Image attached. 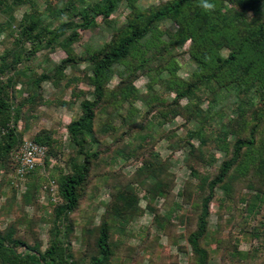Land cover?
Here are the masks:
<instances>
[{
    "label": "rangeland",
    "instance_id": "1",
    "mask_svg": "<svg viewBox=\"0 0 264 264\" xmlns=\"http://www.w3.org/2000/svg\"><path fill=\"white\" fill-rule=\"evenodd\" d=\"M68 1L33 0L42 22L51 30L65 22H82L80 16L71 19L67 13L59 17L51 14V9L64 8ZM71 1L78 3L76 10H80L96 0ZM170 1L137 0L135 5L149 11ZM200 4L188 7L182 20L196 19ZM31 11L29 4L11 3L0 10V64L3 58L7 60L2 79L16 78L12 105L19 107L20 139L34 140L39 134L50 133L53 158L18 185L12 161L0 168V231H13L16 239L30 246L38 244L45 252L55 226L54 209L60 202V180L72 171L73 164H83L85 158L79 153L80 147L72 144L68 126L82 116L81 103L96 98L95 86L89 80L93 77L91 59L128 23L134 9L122 0L109 20L100 16L91 28L78 29V41L64 46L74 32L69 28L54 48L44 42L34 54L31 44L20 36L21 23ZM159 29L175 35L182 31L181 25L171 19L161 22ZM190 47V41L177 45L173 56H164L162 63H157L164 64L173 57L176 83V79L188 82L194 78L197 63L190 56ZM229 53L222 50L224 57ZM19 54L21 61L14 68L13 58ZM69 58L77 61L64 66L63 61ZM134 63L130 60L113 66L109 78L103 79L107 95L94 122L98 142L85 147L101 155L92 164L79 208L70 215L72 233L64 235L67 227L62 225L59 239L70 243L77 261L88 264L98 254L99 228L109 220L114 252L111 264H264V169L260 173L259 168L252 167L244 172L235 167L227 179V191L217 188L207 233L200 241L206 251L204 259L193 252L188 241L198 229L202 200L207 194L205 181L214 179L223 162L231 158L224 134L230 148L237 139L249 137L252 125L243 126L238 120L237 99H226L223 94L210 113L211 93H198L204 113L188 117L184 108L191 112L192 101L183 99L175 104V87H169L172 77L163 71L156 76L158 82L141 74L134 81L136 93L129 100L112 102L111 92L131 76L129 68ZM21 72L36 78L46 74L51 79L41 87H31L29 78ZM247 98L253 107L264 106V97L256 95L255 90ZM255 109L244 119L251 121ZM262 128L256 147L244 159L264 161ZM196 132L199 134L191 138ZM114 209L119 215H114ZM19 251L25 252L22 248Z\"/></svg>",
    "mask_w": 264,
    "mask_h": 264
},
{
    "label": "trees",
    "instance_id": "2",
    "mask_svg": "<svg viewBox=\"0 0 264 264\" xmlns=\"http://www.w3.org/2000/svg\"><path fill=\"white\" fill-rule=\"evenodd\" d=\"M126 1L134 9L128 23L117 30L112 40L91 59L93 65L90 71L93 72V77L89 80L95 86L96 98L93 101L84 100L81 103L82 116L68 126L72 144L80 147L79 153L85 158L83 164H73L72 171L60 180V202L54 209L55 226L49 247L42 252L38 244L30 246L25 241L16 239L13 231H0V264H81L76 260L70 243L59 239L63 234L60 226H66L64 235L70 236L73 230L70 215L79 208L89 184L92 164L98 161L101 155L100 151L91 153L85 147L88 143L98 142L95 137L94 122L97 111L102 108V102L107 95L103 79L109 78L113 66L128 64L130 60L135 61L129 68L131 76L125 78L112 92L110 91L112 102L118 99L129 100L136 93L134 81L141 74L152 77L153 82H158L156 76L163 71H168L172 77L169 80V87H175V104H179L183 99L192 101L191 105L194 109L191 112L184 108L188 117L195 118L200 114L203 115L204 112L199 104L201 97L198 93L206 94L208 91L212 95L208 109L210 113L223 94L226 99L234 96L237 99L235 104L238 120L243 121V126L252 125L249 137L237 139L232 148L226 144L227 134H224L223 142L231 158L223 162L214 179L205 181L207 194L202 200L198 229L190 235L188 240L193 252L199 258L204 259L206 255L200 241L207 233L210 205L217 188L221 186L227 191V179L235 167H240L244 172L250 171L252 167L259 168L260 173L264 169L263 160L252 157L244 159V155L252 153L257 145L256 137L260 131L259 128L263 126L264 130V106L253 107V102L247 98L252 90H255L256 95L261 94L264 97V0H208L215 5L212 10L201 8L196 14V19L186 21L182 20L187 17L184 12L189 11L188 7L194 6L201 0H172L149 11L136 8L137 0ZM121 2L122 0H96L89 7L76 10L78 3L70 0L64 8L51 9V14L59 17L67 13L71 19L80 16L82 22L75 25L73 21L65 22L54 30L42 22V14L33 0H0V10L9 3L15 6L28 4L31 6V13L26 14L21 23L20 36L31 44L32 54H34L41 49L44 42L46 46L54 48L58 38L64 37L69 28L74 29V32L64 46L78 41V29L91 28L92 25H96V19L100 16L104 21L109 20L118 10ZM170 19L181 25L182 31L178 35L165 33L159 29L161 22ZM201 19H204L203 23ZM189 41L191 42L190 56L197 63L193 73L194 78L188 82L176 79V83L174 80L177 65L173 57L164 64L157 63H160L164 56H173V48L177 45L184 46ZM223 49L230 51L228 57L222 55ZM20 61V54L15 55L13 67L15 68ZM76 61L69 58L62 64L68 66ZM6 71L7 60L3 58L0 64V168L6 167L7 163L12 161L16 175L18 165L14 160V152L23 145L24 140L20 139L17 130L19 107L12 105L16 91L14 88L16 78L13 76L7 81L3 80ZM153 73L155 75H152ZM19 74L29 78L31 87H41L42 82L51 79L46 74L38 78L29 76L26 72ZM54 81H57L56 78ZM252 109H255L252 120H245V116ZM232 126L235 125L232 124ZM198 134L199 132L192 133L190 137H196ZM32 141L46 146L47 156L44 162L52 161L53 139L50 133L39 134ZM188 144L192 146L190 142ZM39 167L33 169L28 177L32 176ZM113 211H115L114 215H119L116 209ZM111 230L110 221H103L97 239L98 254L91 257L88 264H111L114 255ZM21 248L25 252H20Z\"/></svg>",
    "mask_w": 264,
    "mask_h": 264
},
{
    "label": "built area",
    "instance_id": "3",
    "mask_svg": "<svg viewBox=\"0 0 264 264\" xmlns=\"http://www.w3.org/2000/svg\"><path fill=\"white\" fill-rule=\"evenodd\" d=\"M46 156V146L25 139L23 145L14 152V159L18 165L15 175L16 185L26 181L31 171L44 163Z\"/></svg>",
    "mask_w": 264,
    "mask_h": 264
},
{
    "label": "clouds",
    "instance_id": "4",
    "mask_svg": "<svg viewBox=\"0 0 264 264\" xmlns=\"http://www.w3.org/2000/svg\"><path fill=\"white\" fill-rule=\"evenodd\" d=\"M200 7H202L204 10H212L215 5L208 2V0H201Z\"/></svg>",
    "mask_w": 264,
    "mask_h": 264
}]
</instances>
